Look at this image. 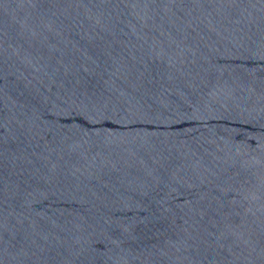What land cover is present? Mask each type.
I'll use <instances>...</instances> for the list:
<instances>
[{"label":"water","instance_id":"obj_1","mask_svg":"<svg viewBox=\"0 0 264 264\" xmlns=\"http://www.w3.org/2000/svg\"><path fill=\"white\" fill-rule=\"evenodd\" d=\"M0 264H264V0H0Z\"/></svg>","mask_w":264,"mask_h":264}]
</instances>
